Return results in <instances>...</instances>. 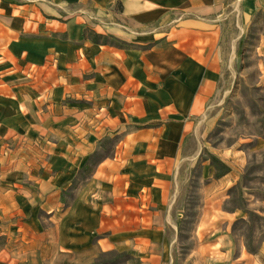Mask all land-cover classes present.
<instances>
[{
    "label": "rangeland",
    "instance_id": "rangeland-1",
    "mask_svg": "<svg viewBox=\"0 0 264 264\" xmlns=\"http://www.w3.org/2000/svg\"><path fill=\"white\" fill-rule=\"evenodd\" d=\"M22 1L0 0V92L18 84L26 89L22 108L5 110L8 126L0 134V264H264V0H214L188 44L212 74L201 86L203 106L189 117L174 161L159 163L162 172L153 173L170 197V204L150 205L156 210L147 218L160 236L150 247L160 252L166 239V257L156 262L130 246L98 249L104 231L95 225L101 215L87 199L97 202L108 192L99 191L94 180L84 186L78 175L92 153L94 160L103 153L119 155L123 132L114 133V111L124 95L109 87L105 60L82 52L87 46L65 60L47 49L44 37L37 46L27 42L65 34L35 29L34 10L32 27L14 30L1 5ZM106 3L111 9L87 19H119L120 2ZM169 25L155 29L168 31ZM104 35L113 49L146 46ZM14 38L19 40L9 50ZM25 43L29 53H20ZM109 60L107 66L114 62ZM3 112L0 106V118ZM211 154L231 169L215 177ZM139 191L148 197L151 189Z\"/></svg>",
    "mask_w": 264,
    "mask_h": 264
},
{
    "label": "crops",
    "instance_id": "crops-1",
    "mask_svg": "<svg viewBox=\"0 0 264 264\" xmlns=\"http://www.w3.org/2000/svg\"><path fill=\"white\" fill-rule=\"evenodd\" d=\"M106 1L50 0L51 5L47 7L44 0H23L16 7L8 4L1 6L14 30L29 25L32 10L35 13V29L62 30L65 34L62 37L38 35L27 41L37 46L38 38H46L44 44L54 52L56 58L72 59L78 53L79 46H87L88 51H82L86 56L105 60L109 87L124 95L122 101L115 102L117 124L113 127L114 133L123 132V136L119 155L104 157L96 165L92 176L83 183L87 186L94 180L99 191L108 192L107 198L100 197L97 202L90 196L87 199L98 205V215H101L95 230L104 232L97 237L96 245L99 250L130 246L156 262L166 257V239L161 238L160 252L150 247L157 239L160 240V236L155 232L153 235L155 229L147 226V218L156 210L150 205L170 204V197L153 173L158 176L162 172L159 163L174 161L189 117L198 113L203 106L201 86L205 82L208 84V75L212 71L199 62L202 56L188 44L193 42L191 39L195 36L192 35L203 26L201 13L204 7L212 11L214 0H118L119 19L104 22L100 18L95 21L87 19L111 9ZM80 3L83 5L81 9L72 8V5ZM173 12L180 13L178 19L170 18ZM45 13L52 18L45 17ZM182 13L190 14L183 16ZM126 19L131 23H126ZM166 23H170L172 29H155ZM139 27L147 30H134ZM88 28H93L92 39ZM104 34H112L128 42L137 40L146 46H115L113 49L103 41ZM18 40L9 39L8 49H11L13 41ZM57 43L61 46L60 51L57 50ZM27 47V43L20 47V53H29ZM35 54H38L37 57L45 56L37 51ZM108 58L109 61L114 60L112 65L107 66ZM108 73L115 76L109 80ZM1 91L0 106L4 112L0 121H3L7 108H22L26 89L18 84L13 89L4 88ZM2 126L4 129L0 128V134L8 124L3 121ZM147 185L151 189L150 195H140L139 190ZM153 188L158 189L157 196Z\"/></svg>",
    "mask_w": 264,
    "mask_h": 264
},
{
    "label": "trees",
    "instance_id": "trees-1",
    "mask_svg": "<svg viewBox=\"0 0 264 264\" xmlns=\"http://www.w3.org/2000/svg\"><path fill=\"white\" fill-rule=\"evenodd\" d=\"M107 155L108 153L100 154L95 160L93 159V153L88 157V159L78 170V175L83 177V181H85L94 172L96 165ZM210 156L211 162L214 164L215 177H220L231 169L230 165L217 155L211 154Z\"/></svg>",
    "mask_w": 264,
    "mask_h": 264
}]
</instances>
